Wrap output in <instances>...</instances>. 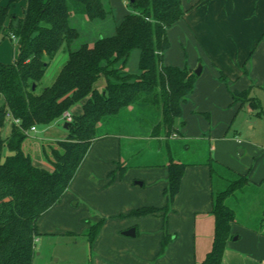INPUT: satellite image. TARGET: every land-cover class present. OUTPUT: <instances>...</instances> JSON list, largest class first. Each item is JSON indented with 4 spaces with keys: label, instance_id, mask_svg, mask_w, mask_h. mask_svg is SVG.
I'll list each match as a JSON object with an SVG mask.
<instances>
[{
    "label": "trees",
    "instance_id": "16d2710c",
    "mask_svg": "<svg viewBox=\"0 0 264 264\" xmlns=\"http://www.w3.org/2000/svg\"><path fill=\"white\" fill-rule=\"evenodd\" d=\"M2 1L0 41L6 35L15 36L20 54L14 64H0V264H33L39 221L71 186L97 137L99 124L135 107L154 109L158 122L152 137H174L185 124L182 104L193 93L198 76L188 68L164 62L170 48L168 30L186 13L183 0H130L133 12L123 18L113 35L78 49H73L81 36L74 19L107 20L112 10L105 0H29L24 18L12 17L8 27L10 5L3 6ZM19 1L10 0V4ZM135 51L139 52V71L129 73L127 64ZM63 52H67L68 59L55 81L38 91L49 66ZM101 78L105 86L99 90ZM220 79L228 81L223 73ZM232 96L233 103L241 104L239 110L244 101L251 109L259 110V100L251 96L250 89ZM80 104L81 111L71 114ZM9 113L21 123L11 121L10 134L2 137ZM65 113L72 115L67 140L57 142L49 152L44 149L51 169L35 165L23 150L30 129L49 127L61 121ZM185 168L173 160L168 163L166 209L179 192ZM228 171L233 178H225L226 188L218 192L213 188L214 240L202 264H222L227 242L232 238V225L237 221L228 200L246 193L253 185L247 175ZM159 211L143 208L131 216ZM102 224L103 220L91 227V244ZM169 238L164 236L162 252Z\"/></svg>",
    "mask_w": 264,
    "mask_h": 264
},
{
    "label": "crops",
    "instance_id": "0c3cea01",
    "mask_svg": "<svg viewBox=\"0 0 264 264\" xmlns=\"http://www.w3.org/2000/svg\"><path fill=\"white\" fill-rule=\"evenodd\" d=\"M28 1L21 0L14 4H10V0L1 2L3 6L10 5L7 27L12 17L24 18ZM113 1L105 0V3L111 6L112 15L93 26L104 28L109 24L114 17ZM183 7L186 11L184 18L168 30L170 48L165 52L164 62L168 66L188 68L194 72L198 63H202L203 67L193 93L182 104V119L185 124L179 129L178 135L168 138L173 144H166L167 155L164 156L161 143L165 138H153L152 133L150 134L151 127H148V132L141 130L138 125V107L123 111L112 123L109 119L102 121L97 128V137L71 186L61 201L39 221L41 234L51 235L55 233L53 229L45 230L44 227L46 224L49 227L53 225L56 210L61 213L63 211L66 215L68 211L72 213L71 207H80L86 213L83 219H94L97 223L103 220L92 244L98 251V264H202L212 250L215 230L212 214L214 186L213 165L211 168L208 159L218 163L220 159L211 156V153L217 150V147L210 143L211 138L203 139L206 137L205 133L193 130V125L198 121L195 116L199 113L208 114L206 108H196L194 103L190 102L204 83H207L205 86H210V94L217 101L215 103L222 107L234 104V92L250 89L253 97L263 92L264 0H183ZM124 13L123 18L131 12L126 10ZM123 18L113 26L115 30ZM74 21L87 24L81 17L75 18ZM114 33L115 31L112 35ZM99 38L88 44H94ZM7 40H10L12 45ZM19 54L17 41L12 40L9 35L1 38L0 64H14ZM57 58L59 67L62 68L68 54L63 53ZM136 63L135 73H138L139 55ZM127 71L133 73L129 69V62ZM220 73L225 74L227 82L221 81ZM104 86L105 82L99 86L100 90ZM81 108L82 104L71 112L79 113ZM59 125L60 121L44 128L42 132L49 134ZM137 128L144 135L136 136ZM4 129L9 135L11 122H8ZM63 131L59 135L62 140L68 135L64 126ZM145 132L149 133L148 137ZM136 139L149 143L137 144ZM153 139L158 143L154 152L152 145H149ZM194 140L202 144L208 142L209 158L206 156L197 161L185 162L173 156L182 150V146L188 151L189 143ZM236 143L243 145L240 139H237ZM136 144L140 149L134 151ZM240 151H243L240 155L246 154L243 149ZM136 154L140 155L141 160L131 165L130 161ZM259 154L261 162L264 163V146L259 150ZM152 157L162 159L153 162ZM170 160L184 164L186 168L179 192L169 209H166L165 191L169 186ZM223 162L228 164L225 166L234 173L247 175L255 185V190L263 191L264 197V164L258 172H249L250 169L233 164L230 160ZM143 208H155L160 211L147 216H131L134 211ZM90 209L96 214H91ZM236 215L237 221L232 225V238L227 242L222 264H264V220L259 217L257 223L261 226H257L258 224L252 225L239 220L237 212ZM131 229H135L136 235L126 236L125 232ZM165 235L170 238L165 251L162 252Z\"/></svg>",
    "mask_w": 264,
    "mask_h": 264
},
{
    "label": "rangeland",
    "instance_id": "374dc122",
    "mask_svg": "<svg viewBox=\"0 0 264 264\" xmlns=\"http://www.w3.org/2000/svg\"><path fill=\"white\" fill-rule=\"evenodd\" d=\"M107 5L111 8L109 4ZM112 8L114 11V17L104 28L93 26L99 22H89L86 20L87 24H85L74 21V24L78 28L81 36L79 40L73 44V49H78L85 43H91L92 40H95V38H99L100 36H111L112 32L115 31L113 26L120 22L125 14L124 12L126 10H129L131 13L133 12L130 0H114ZM7 42L12 45L10 40H7ZM63 53H60L59 55ZM59 55L57 57H59ZM138 55V51L133 52L129 61V69L133 73L137 70L136 61L138 60ZM57 57L49 66L44 79L40 83L38 91L52 85L55 81L58 75V70L61 68L59 67V60H57ZM200 65L203 67L202 63H198L196 69H198ZM205 75L206 74H204V76ZM104 82V78H101L98 82L97 87L99 90V86ZM205 84L207 83L202 84V89H200L198 94L194 96V100L190 103H194L196 108H206L205 111L208 114L199 113L195 116L198 121L195 125H193V130L196 132L200 130V132L205 133L206 137H203V139H208L209 137L211 138L210 143L217 147L216 152H212L211 156L213 158H219L220 160L218 161H220L221 164L213 159L210 160L208 142L202 144L201 142H197V140L190 142L191 144L189 143L188 151L185 150V146H182V150L177 151L173 154V156L184 160L185 162L197 161L198 159H202L207 156V158H209V164L212 163L215 171L213 174V188L215 189V192H218L226 188L228 182L225 178H233L229 174L228 170L230 169L226 167L228 164L223 161L230 160L233 164L242 165L247 170L250 169L249 172L251 170L253 172H258L261 165L264 164L261 162L262 159L260 160L259 154V150H262V146H264V90L261 93L255 94L254 97L251 95L253 98L259 100V110L251 109L247 101L243 102L244 104L242 105V110H239L241 107L239 102L232 104V106L227 105L226 107L216 104L217 101L214 99L213 95L210 94V86H205ZM153 110L154 109L150 110L148 108H139V113L137 114L139 116V124L137 122L135 123L140 125L141 130L145 129L148 132V127H151V130H153L155 124H157L156 122H158V117ZM259 112L261 115L257 116ZM114 119L115 117L110 118L108 121L112 123ZM8 122H11V120L8 119ZM64 123V121H60L58 128L55 131H50L49 134H44L42 132L44 128H39L38 133L31 134L25 141L23 150L32 157L35 165L44 169H51L50 162L44 155V149L49 152L50 148L56 146L57 142L67 140L68 135L67 137L64 136L65 138L63 137V140L59 137L60 133L64 132ZM251 126H253L252 129L250 128ZM135 131L136 136H139V134L144 135L141 133L139 128ZM135 131L132 130L133 133ZM151 133L152 131L150 134ZM1 135L2 137H7L8 133L5 132L4 129ZM148 136L149 133H147L146 137ZM237 139H240L243 142V145H238L236 143ZM136 140L137 144L146 142L145 144L147 145L149 143L143 139ZM150 142L151 143L149 145H152L151 149L152 152H154L155 148H158V143L155 142L154 139L153 141L150 140ZM168 142L173 144L168 138L161 140V143L163 144L162 149L164 156L167 155L165 146ZM137 144L133 147L134 151L140 149ZM240 149L246 151V154L240 155ZM164 156L162 155V157ZM162 157H157L156 159L152 157V161L157 162L161 160ZM140 160V155H134L130 161L131 165L137 164ZM255 189V185L253 184L246 193H239L236 197L230 198L228 200V204L236 210L239 220L252 225L258 224L257 226H261L257 222L259 217L264 220V214L262 215L264 197L262 190L256 191ZM74 204L75 203L73 202V205ZM71 208L72 213L68 211L66 215L63 211L61 213L56 212V210V217L52 220V222H54L53 225L49 227L46 224L44 227L45 230H48L49 228L51 230L53 229V232L55 233L51 235H43L40 231V236L36 240L35 258L33 264H98V251L95 247H92L93 245L91 244L89 240L90 237L88 235L91 227L97 224V222L94 219H83V216L84 214L86 216V213H84L80 207ZM93 211L94 210L90 209L91 214H96L93 213Z\"/></svg>",
    "mask_w": 264,
    "mask_h": 264
},
{
    "label": "built area",
    "instance_id": "2783aa9c",
    "mask_svg": "<svg viewBox=\"0 0 264 264\" xmlns=\"http://www.w3.org/2000/svg\"><path fill=\"white\" fill-rule=\"evenodd\" d=\"M12 40L14 41H17V39L15 38V36H12ZM7 118L10 119L14 124L16 125H20V120H17V119H12V115L9 113L7 114ZM61 121H64L65 123L67 122H71L72 121V115L70 113H65L62 117V120ZM38 132V127L34 126L30 129L29 131V134H33V133H37ZM240 143V141H239Z\"/></svg>",
    "mask_w": 264,
    "mask_h": 264
},
{
    "label": "water",
    "instance_id": "95a60500",
    "mask_svg": "<svg viewBox=\"0 0 264 264\" xmlns=\"http://www.w3.org/2000/svg\"><path fill=\"white\" fill-rule=\"evenodd\" d=\"M131 1L133 2L134 0H131ZM201 72H202V66L200 65L198 67V69L195 70V74L197 76H199V75H201ZM34 88H35V86H34ZM68 126H69V122L65 123L64 124V129L67 130L68 129ZM240 154H243V151H240ZM125 235L126 236H132V237H134L136 235V231H135V229H131V230L125 232Z\"/></svg>",
    "mask_w": 264,
    "mask_h": 264
}]
</instances>
